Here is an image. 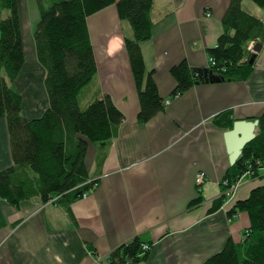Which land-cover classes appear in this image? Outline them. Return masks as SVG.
<instances>
[{"label":"crops","instance_id":"0c3cea01","mask_svg":"<svg viewBox=\"0 0 264 264\" xmlns=\"http://www.w3.org/2000/svg\"><path fill=\"white\" fill-rule=\"evenodd\" d=\"M230 1L153 0V36L141 52L165 106L144 123L137 120L138 94L125 48V39L132 38L129 23L119 19L115 5L87 18L96 75L83 93L84 105L107 95L123 120L109 144L87 145L83 167L95 183L86 198L67 206L57 197L45 204L39 198L18 205L0 200V264H107V256L134 237L149 245L145 260L135 264H203L227 239L241 241L249 215L230 219L231 202L218 203L230 167L224 140L229 130L214 118L254 120L264 113V41L246 81L198 83L171 98L172 67H209L208 49L223 32ZM16 3L24 65L14 88L22 115L33 120L48 107L33 38L39 10L36 0ZM241 7L264 26V6L241 0ZM11 166L7 123L0 119V172ZM198 174L205 178L200 187ZM246 177L234 202L263 182Z\"/></svg>","mask_w":264,"mask_h":264},{"label":"trees","instance_id":"16d2710c","mask_svg":"<svg viewBox=\"0 0 264 264\" xmlns=\"http://www.w3.org/2000/svg\"><path fill=\"white\" fill-rule=\"evenodd\" d=\"M252 1L264 6V0ZM36 2L39 21L33 38L38 62L45 70L48 107L39 118L27 120L21 112L22 98L14 88L24 65L17 3L0 0V119L7 123L12 159V166L0 172V200L18 205L39 198L45 204L57 197L67 206L94 187L95 182L87 180L83 167L88 143L106 146L123 120L122 113L107 95H98L85 107L80 106L85 89L96 75L86 20L115 5L119 19L129 23L132 38L125 39V48L138 94L137 120L144 123L165 106L151 73H146L141 52V44L153 36L150 18L153 0ZM222 27L216 45L208 49L213 64L209 63L207 76L194 72L185 62L171 68L170 74L176 81L171 98L180 96L194 84L244 82L249 78L256 54L248 46L250 43L262 46L264 26L242 9L241 0H231ZM256 119V137L225 172L221 182L223 195L218 201L219 204L226 201L225 192L242 177H260L263 182L246 199L231 202L227 210L230 219L247 213L250 227L243 232L239 243L227 239L221 251L203 264H264V176H260V170L264 169V113ZM214 122L231 130L235 120L222 114ZM199 201L200 198L195 203ZM147 244L134 237L114 249L106 258L107 264L143 261L149 251L143 250Z\"/></svg>","mask_w":264,"mask_h":264},{"label":"water","instance_id":"95a60500","mask_svg":"<svg viewBox=\"0 0 264 264\" xmlns=\"http://www.w3.org/2000/svg\"><path fill=\"white\" fill-rule=\"evenodd\" d=\"M261 49L260 45H254L252 53L257 54ZM253 63V59L249 62ZM194 72L207 76L209 74L207 69H193ZM214 82H218L214 80ZM258 128V120H239L233 123L231 130L225 132L224 140L226 144V151L228 154L229 165L233 166L240 157L243 148L255 139Z\"/></svg>","mask_w":264,"mask_h":264},{"label":"built area","instance_id":"2783aa9c","mask_svg":"<svg viewBox=\"0 0 264 264\" xmlns=\"http://www.w3.org/2000/svg\"><path fill=\"white\" fill-rule=\"evenodd\" d=\"M208 16L209 15L207 14V17ZM252 46H253V43H250L249 46H248V50H252L251 49ZM209 63L213 64V61L211 59H209ZM204 181H205L204 175L203 174H198L197 177H196V185H197V187H200L204 183ZM239 181L237 183L233 184L232 186H230L227 189V191L225 192V195H226V201L225 202L226 203H230V202H232L234 200V197L236 195V191L239 188ZM89 193L90 192L83 194L81 199L86 198L89 195ZM143 250L148 251L149 250V246L148 245H144L143 246ZM96 263L97 264H101V262H99V261H96Z\"/></svg>","mask_w":264,"mask_h":264},{"label":"rangeland","instance_id":"374dc122","mask_svg":"<svg viewBox=\"0 0 264 264\" xmlns=\"http://www.w3.org/2000/svg\"><path fill=\"white\" fill-rule=\"evenodd\" d=\"M37 15H38V14H37ZM253 46H254V45H253ZM253 46H252V47H253ZM251 49H252V48H251ZM87 88H88V87H87ZM87 88L85 89V91H87ZM83 99H84V98H83ZM84 104H85L84 101L81 100V101H80V106H81V108L85 106ZM247 176H250V175H247ZM246 178H247V177L244 176V177H242V178L240 179V181H239V187L242 186V184L245 182ZM247 179H248V178H247ZM236 192H237V191H236Z\"/></svg>","mask_w":264,"mask_h":264},{"label":"clouds","instance_id":"9594fccd","mask_svg":"<svg viewBox=\"0 0 264 264\" xmlns=\"http://www.w3.org/2000/svg\"><path fill=\"white\" fill-rule=\"evenodd\" d=\"M253 45H254V43H253ZM253 48V47H252ZM251 52H252V50H250Z\"/></svg>","mask_w":264,"mask_h":264}]
</instances>
